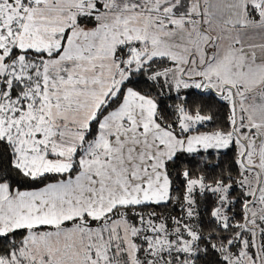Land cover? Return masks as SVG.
Returning <instances> with one entry per match:
<instances>
[{
	"label": "snow or ice",
	"instance_id": "6c2138e0",
	"mask_svg": "<svg viewBox=\"0 0 264 264\" xmlns=\"http://www.w3.org/2000/svg\"><path fill=\"white\" fill-rule=\"evenodd\" d=\"M0 264H264V0H0Z\"/></svg>",
	"mask_w": 264,
	"mask_h": 264
}]
</instances>
